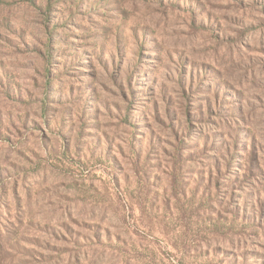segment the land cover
<instances>
[{"label":"rangeland","instance_id":"rangeland-1","mask_svg":"<svg viewBox=\"0 0 264 264\" xmlns=\"http://www.w3.org/2000/svg\"><path fill=\"white\" fill-rule=\"evenodd\" d=\"M0 264H264V0H0Z\"/></svg>","mask_w":264,"mask_h":264}]
</instances>
